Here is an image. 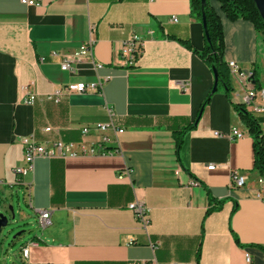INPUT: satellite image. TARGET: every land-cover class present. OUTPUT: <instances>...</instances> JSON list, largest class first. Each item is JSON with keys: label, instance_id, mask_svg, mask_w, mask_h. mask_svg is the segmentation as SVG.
Listing matches in <instances>:
<instances>
[{"label": "crops", "instance_id": "0c3cea01", "mask_svg": "<svg viewBox=\"0 0 264 264\" xmlns=\"http://www.w3.org/2000/svg\"><path fill=\"white\" fill-rule=\"evenodd\" d=\"M211 5L223 25L224 61L254 76L245 85L230 73L229 95L223 86L212 93L191 0H0V207L17 202L23 213L24 205L34 223L39 211H52L41 233L16 236L10 248L0 240V264H248L247 256L264 264V188L236 108L248 88L264 89V40L251 22L230 21L219 2ZM131 35L143 42L133 67L121 53ZM91 40L92 56L74 59ZM64 60L74 72L61 69ZM98 82L99 92L48 99L68 84ZM30 95L34 104L24 102ZM234 128L241 139H231ZM31 136L88 153L37 159L24 178L29 190L16 185L15 169L25 163L20 139ZM233 173L245 176L243 187L233 186ZM133 203L148 208L147 229ZM30 242L37 246L24 260Z\"/></svg>", "mask_w": 264, "mask_h": 264}, {"label": "built area", "instance_id": "2783aa9c", "mask_svg": "<svg viewBox=\"0 0 264 264\" xmlns=\"http://www.w3.org/2000/svg\"><path fill=\"white\" fill-rule=\"evenodd\" d=\"M152 1V0H151ZM21 2L25 5L34 6L38 5L41 0H21ZM173 21H176L173 18ZM142 46L143 42L138 35H131L128 37L122 45L121 53L125 58V61L129 67H133L136 65L142 54ZM93 49V41H89L83 44L74 54V59H79L81 57H91ZM45 58H42L41 61H44ZM72 60H64L61 63V69L63 71L74 72V69L71 66ZM229 71L232 74H237L240 77V80L245 85H251L253 80V72L248 71L244 72L239 68V66L230 62L228 64ZM96 68L99 66L96 65ZM177 87L180 90L187 91L189 89V84L187 83H177ZM103 82L98 83H77V84H68L63 86L60 90L55 91L51 95L48 96L49 100H52L55 103H60L63 100H66L72 94H86L90 92H99L102 90ZM36 101V95H30L24 98V102L28 104H34ZM245 104L250 108L252 113L260 118V126L264 133V89H255L254 87L248 88L246 95L244 97ZM113 126L109 125H97L96 130L106 131ZM90 131V128H83L81 134L83 136L87 135ZM45 132H51V128H46ZM119 133H122L123 130H118ZM215 135H219L215 133ZM244 136V133L238 129H233L231 132V139H241ZM20 142L24 149V165L22 167H18L15 169V173L18 176L16 185H22L30 190L31 184L25 183L24 178L34 172L35 161L39 158H67V157H77L80 155H86L88 153L87 149L80 148L75 149L73 143H64L62 141H55L52 148H49L45 144L39 143L34 137H24L20 139ZM94 148L90 149V153H94ZM214 165L208 166V169H214ZM233 186L236 188H241L245 185V176H241L238 173H233ZM259 183L264 188V176H261L259 179ZM129 208L134 212L137 220L143 226V228L147 229L150 225L149 220V210L148 208L141 203H133L129 206ZM51 210H41L38 214V223L41 229H46L51 225ZM37 246L36 243L30 242L25 244L22 247V256L24 260H27L30 255L31 247ZM250 257L247 256V263L250 264ZM120 264H135L132 262H125Z\"/></svg>", "mask_w": 264, "mask_h": 264}, {"label": "trees", "instance_id": "16d2710c", "mask_svg": "<svg viewBox=\"0 0 264 264\" xmlns=\"http://www.w3.org/2000/svg\"><path fill=\"white\" fill-rule=\"evenodd\" d=\"M212 0H206L205 6L202 0H191V13L203 24V15L206 18L209 41L206 37V46L201 57L208 65L218 72V86H223L227 95L231 92L230 71L228 64L224 61L225 40L223 25L220 16L211 5ZM220 3L221 9L230 21L245 20L251 22L257 33L264 40V21L254 0H216ZM205 33V32H204ZM258 81H256V84ZM213 93V91H212ZM241 119L245 123L249 134L254 140L255 169L261 176H264V133L260 126V118L246 110L244 105H236ZM191 129V128H190ZM181 138H179V142ZM214 209H209L207 215ZM238 242V241H237Z\"/></svg>", "mask_w": 264, "mask_h": 264}, {"label": "rangeland", "instance_id": "374dc122", "mask_svg": "<svg viewBox=\"0 0 264 264\" xmlns=\"http://www.w3.org/2000/svg\"><path fill=\"white\" fill-rule=\"evenodd\" d=\"M263 42V41H262ZM15 208V218L9 220V224L6 227L0 228V240H2V244L6 243V247L10 248V244L16 236H22V240L30 239L34 234L41 233V229L39 228L38 223H35L28 220L24 214L29 213L28 208L24 205H21V210L23 213L19 212L18 203H14ZM9 211L8 209H3L0 207V213L3 211ZM17 264H23L22 261L17 262Z\"/></svg>", "mask_w": 264, "mask_h": 264}, {"label": "water", "instance_id": "95a60500", "mask_svg": "<svg viewBox=\"0 0 264 264\" xmlns=\"http://www.w3.org/2000/svg\"><path fill=\"white\" fill-rule=\"evenodd\" d=\"M260 15L264 21V0H254ZM202 4L203 6H205L206 4V0H202ZM203 28H204V32H205V37L207 39V41H209V34L207 31V23H206V18L203 15ZM213 73H214V77H215V84H214V88H213V92H216L218 89V72L216 69L213 68ZM9 211L11 213V219L15 218V210L13 208V206H10ZM9 220L10 218L8 216H6L5 214L1 213L0 214V228L6 227L9 224Z\"/></svg>", "mask_w": 264, "mask_h": 264}]
</instances>
